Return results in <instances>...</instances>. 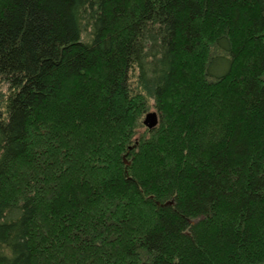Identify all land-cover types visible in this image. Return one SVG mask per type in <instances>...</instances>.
<instances>
[{
	"label": "trees",
	"instance_id": "trees-1",
	"mask_svg": "<svg viewBox=\"0 0 264 264\" xmlns=\"http://www.w3.org/2000/svg\"><path fill=\"white\" fill-rule=\"evenodd\" d=\"M0 264H264V0H0Z\"/></svg>",
	"mask_w": 264,
	"mask_h": 264
},
{
	"label": "water",
	"instance_id": "water-1",
	"mask_svg": "<svg viewBox=\"0 0 264 264\" xmlns=\"http://www.w3.org/2000/svg\"><path fill=\"white\" fill-rule=\"evenodd\" d=\"M158 122H159V119H158V116L155 112H151V113L146 114V116L143 120V124L149 130H152L153 128H155L158 125ZM125 162H126V159H125Z\"/></svg>",
	"mask_w": 264,
	"mask_h": 264
},
{
	"label": "rangeland",
	"instance_id": "rangeland-1",
	"mask_svg": "<svg viewBox=\"0 0 264 264\" xmlns=\"http://www.w3.org/2000/svg\"><path fill=\"white\" fill-rule=\"evenodd\" d=\"M150 112H153L152 110Z\"/></svg>",
	"mask_w": 264,
	"mask_h": 264
}]
</instances>
